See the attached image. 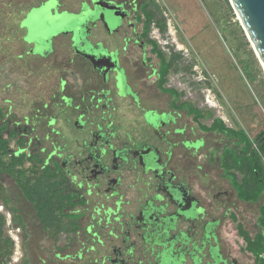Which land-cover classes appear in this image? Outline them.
Listing matches in <instances>:
<instances>
[{
	"label": "flooded vegetation",
	"instance_id": "af4514ba",
	"mask_svg": "<svg viewBox=\"0 0 264 264\" xmlns=\"http://www.w3.org/2000/svg\"><path fill=\"white\" fill-rule=\"evenodd\" d=\"M10 8L8 38L0 32V72L8 65L10 75L0 162L30 196L0 168V184H14L11 197L0 193V214L40 247L29 242L24 256L20 237L13 262L8 236V261L193 264L195 252L200 264H264V252L254 255L264 244V157L254 153L264 136L256 144L260 133L246 134L249 146L220 132V122L239 129L198 89L202 73L168 40L159 2Z\"/></svg>",
	"mask_w": 264,
	"mask_h": 264
},
{
	"label": "rangeland",
	"instance_id": "374dc122",
	"mask_svg": "<svg viewBox=\"0 0 264 264\" xmlns=\"http://www.w3.org/2000/svg\"><path fill=\"white\" fill-rule=\"evenodd\" d=\"M157 1L171 24L168 40L172 42L174 40L177 47L191 51L193 73L196 74L195 76H197L196 71L202 73L200 79L204 83L203 88L198 89H203V95L213 98V109L220 112V116L226 120V125L234 129H242L250 138L264 132V72L229 2L227 0H194L195 2L191 3V11L201 23L197 33L203 39V45H201V43L198 44L196 35L188 36L183 30L177 12L172 9L169 1ZM5 4L7 0H0V7L3 5L4 8ZM1 60L6 59L1 56ZM9 80V66L4 65L0 72V101L3 95L8 97L9 89L5 88V85ZM1 180L0 193H3L4 198L11 197L14 185L12 180L8 177ZM2 202L3 198L0 197V203ZM5 207L7 208L6 205ZM6 208L5 214L9 212L13 217L10 207ZM2 216L4 218L3 238L9 236L10 227L22 229L16 224L17 222H14V218L8 227L5 221L10 222V218L5 217L4 214ZM20 237L23 241L22 249L25 256L30 247L26 244L22 232ZM30 246L39 248L40 244L32 240ZM41 246L45 256L47 246L43 239ZM8 260L6 264H13Z\"/></svg>",
	"mask_w": 264,
	"mask_h": 264
},
{
	"label": "water",
	"instance_id": "95a60500",
	"mask_svg": "<svg viewBox=\"0 0 264 264\" xmlns=\"http://www.w3.org/2000/svg\"><path fill=\"white\" fill-rule=\"evenodd\" d=\"M227 1L264 72V0ZM192 256V263L200 264L195 252Z\"/></svg>",
	"mask_w": 264,
	"mask_h": 264
},
{
	"label": "trees",
	"instance_id": "16d2710c",
	"mask_svg": "<svg viewBox=\"0 0 264 264\" xmlns=\"http://www.w3.org/2000/svg\"><path fill=\"white\" fill-rule=\"evenodd\" d=\"M8 1L9 0H7V4L4 5V8L5 9L3 8V5H2V7H0V23H2V25H4V27H2V31H4L5 33H7V38H8V31H9V26H7V24H10V20L9 19H10V16L13 15L12 14V8H10V3ZM161 28H162V31H165L166 30V25H162ZM220 124H221L220 132L225 133V134H229L230 136H236V135H238L241 138V141L242 142H246L250 146L251 143L249 141V138H248V136L246 135V133L242 129H240L239 132H234L233 130H230V129L226 128L221 122H220ZM263 136H264V132H262L259 135H257V137L255 139L256 144H258L259 139L261 137H263ZM2 147H4V145H2V143L0 142V155H1V152L3 151V148ZM254 153L256 155L257 160H260V158L262 156L264 157V146L257 145L256 151ZM1 163L2 162H0V168L1 169H5L8 172V174L14 176V173H13L12 168H10V167L9 168L8 167H1ZM14 178H15V180H17L21 184V189H22L23 193L26 196H28V198H29L30 192L25 188L24 183H22V180H23L22 179V176L19 174L18 177H15L14 176ZM255 199H257V197H255ZM31 201H33V199H31ZM39 218L43 222L46 221L45 220V216L39 215ZM0 224H1V226L3 224L2 218L0 219ZM4 244L6 246H9L8 245V244H10L9 240H5L4 241ZM6 250H7V253H9V255H10L11 251L10 250L8 251V249H6ZM263 252H264V244H262L261 246H259L256 250H254V255L257 256V257H259L260 254L263 253ZM2 258H3V256H2ZM2 258H1V261H2ZM7 259H8V255H7V258L4 259V261L1 262V264H6V260Z\"/></svg>",
	"mask_w": 264,
	"mask_h": 264
},
{
	"label": "crops",
	"instance_id": "0c3cea01",
	"mask_svg": "<svg viewBox=\"0 0 264 264\" xmlns=\"http://www.w3.org/2000/svg\"><path fill=\"white\" fill-rule=\"evenodd\" d=\"M168 1L171 4L172 9H174V11L177 12V16H178V19L180 21V24H181L183 30L188 34V36L190 35L193 37L196 35L195 38L197 37L196 39H197L198 44L201 43V45H203L202 44L203 39L197 35V33H199V30H200L199 25L201 23H199L197 17H195V15L193 14V11H191V8H192L191 3L195 2V1L194 0H168ZM188 31L190 32V34ZM18 198L22 199V198H20L19 194H18ZM22 202H24V201H22ZM25 203L28 204L27 202H25ZM29 206H28V208H31ZM1 218H2V221L4 224V218H3L2 214H0V219ZM33 219L35 220V218H33ZM3 224H2V226L0 224V257L2 258V256H3L2 261H4V259L7 258V255H9V253H7L6 249H8V251L10 250L12 252V248H11L12 246H10L9 244H8L9 246H6L4 244V241L7 237L6 238L2 237V227L4 226ZM39 240H40V238L36 239V241H38V242H39ZM25 242L28 245L29 242H32V239L28 238V236H27V238H25ZM1 258H0V264L2 262ZM26 264H27V262H26Z\"/></svg>",
	"mask_w": 264,
	"mask_h": 264
},
{
	"label": "built area",
	"instance_id": "2783aa9c",
	"mask_svg": "<svg viewBox=\"0 0 264 264\" xmlns=\"http://www.w3.org/2000/svg\"><path fill=\"white\" fill-rule=\"evenodd\" d=\"M170 28H171V24L169 23V20H168V30H166V31H168V34L170 31ZM170 41L172 42V40H170ZM173 42H175V41L173 40ZM205 97H206V100L208 101V103H213V98H211L209 95H205ZM7 225H8V227H10V222L7 221ZM9 236H10L11 241L13 243L12 261L16 262L21 256V250H20L21 239H20V233H19L18 228L14 229V228L10 227Z\"/></svg>",
	"mask_w": 264,
	"mask_h": 264
}]
</instances>
